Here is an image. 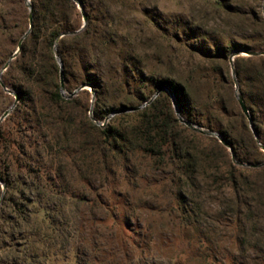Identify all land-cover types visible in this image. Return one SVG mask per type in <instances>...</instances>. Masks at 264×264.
<instances>
[{
    "label": "trees",
    "instance_id": "1",
    "mask_svg": "<svg viewBox=\"0 0 264 264\" xmlns=\"http://www.w3.org/2000/svg\"><path fill=\"white\" fill-rule=\"evenodd\" d=\"M78 1L86 16L82 29V12L74 0H30L32 29L9 63L7 74L0 76L9 90L19 94L18 103L5 118L9 127L0 125V181L5 185L2 191L0 183V202L13 209L9 216V253L26 256L29 244L24 229L31 217L33 227L28 231L37 237V243L54 247L56 222L50 220L45 208L31 209L37 204H60L61 198L77 197V181L91 184L93 177L103 178L107 184L114 183L115 177L133 183L149 168L166 169L175 204H202L204 195L212 191L218 204H263L264 158L258 155L263 153L260 145L264 146V55L239 56L233 61L239 78L237 92L246 104L258 140L235 97L228 57L234 49L228 55L208 53L202 64L187 66L183 80H156L157 90H171L183 119L197 125L204 121L205 127L213 128L230 145L234 162L230 150L218 138L180 122L166 90L136 109L150 96L139 92L143 82L134 87L138 92L133 93L120 72L129 65V72H136L137 62L132 57L128 63L121 59L117 32L108 22L97 26L88 11L89 0ZM8 5L10 16L11 9H24L29 24L24 0H0V8ZM2 16L0 13V28L4 29ZM252 20L264 25V16L259 13ZM106 48L114 50L117 58L110 66L115 72L112 80L93 73L98 67L93 62L94 51ZM56 53L62 64L63 90ZM71 81L77 88L90 85L94 96L89 89L71 96ZM112 87L118 95L125 92L127 97L109 104L107 94ZM205 112L222 116L225 124L210 122L203 116ZM111 113L115 115L103 126L98 124ZM96 202L100 203L98 194L89 204ZM45 217L50 222L41 232ZM109 219H115L111 212L101 221ZM40 256L47 264V255ZM37 257L35 253L27 259L34 261Z\"/></svg>",
    "mask_w": 264,
    "mask_h": 264
},
{
    "label": "rangeland",
    "instance_id": "2",
    "mask_svg": "<svg viewBox=\"0 0 264 264\" xmlns=\"http://www.w3.org/2000/svg\"><path fill=\"white\" fill-rule=\"evenodd\" d=\"M89 2L88 11L95 24L108 22L117 32L121 59L128 63L132 57L137 62L136 72H129V65L120 72L121 77L133 89L143 82L139 92L150 97L157 90L158 78L183 80L187 66L202 64L210 52L228 55L230 49H234L232 54L246 48L264 49V25L252 20L258 13L264 16V0ZM0 10L4 15V29L0 28L1 70L29 24L22 8L11 9L12 16L9 5ZM239 56L245 54L236 57ZM116 61L114 50L94 51L93 62L98 67L93 73L113 78L115 72L110 66ZM235 80L238 87L236 75ZM233 82L236 91L234 79ZM76 86L69 82L72 91ZM191 93L197 98L195 91ZM126 97L125 92L118 95L112 87L106 101L117 104ZM13 102L14 96L0 86V116ZM203 116L212 123L226 121L210 112ZM0 125L7 129L9 121L4 119ZM199 126L207 128L204 121ZM258 158H264V151ZM166 172L149 168L133 183L115 177L114 183L107 184L103 178L93 177L91 184L77 181V197L61 198L60 204H37L31 210L43 207L50 220L56 222V245L48 248L46 243H37V237L28 231L33 227L31 217L24 229L29 244L26 256L9 253V216L13 209L0 202V264H46L42 254L47 255V264H264V200L263 204H218L212 191L204 195L202 204H175ZM95 194L100 203L91 205ZM110 212L115 219L101 221ZM50 220L45 217L41 221V232H45ZM35 253L38 257L34 261L27 259Z\"/></svg>",
    "mask_w": 264,
    "mask_h": 264
},
{
    "label": "water",
    "instance_id": "3",
    "mask_svg": "<svg viewBox=\"0 0 264 264\" xmlns=\"http://www.w3.org/2000/svg\"><path fill=\"white\" fill-rule=\"evenodd\" d=\"M78 6V8L81 10L82 12V21H83V24L81 26L80 29H82L85 24H86V16L85 14L83 13V8H82V5L81 3L78 1V0H74ZM27 7L29 9V26H28V30L24 33V35L22 36V38L19 40L18 42V45H17V49L14 51V53L12 54V56L9 58V60L4 64V66L2 67V69L0 70V75L1 73L6 70L9 66V63L11 60H13L14 58L17 57V55L19 54L20 52V48H21V44H22V41L23 39L25 38V36H27V34L30 32V30L32 29V25H33V14H32V7H31V4L28 0V3H27ZM263 15H264V11H263ZM60 38V37H59ZM58 38V39H59ZM58 39L56 40V43L58 41ZM240 54H245V55H264V51L263 52H252V51H236L234 52L230 58H229V62H230V66H231V72H232V76H233V79L235 81V97H236V100L238 102V105L241 109V111L243 112V114L248 118V121H249V126L255 136V138L258 140L257 138V135L253 129V126H252V122H251V119H250V115H249V111L246 107V104L243 100V98L239 95V93L237 92V83H236V80H235V72H234V68H233V61H234V58ZM56 56V59L60 65V88L61 90L64 89V82H63V72H62V64H61V61L59 59V56L57 55V53L55 54ZM0 86L3 88L4 91L12 94L14 96V102L13 104L8 108L6 109L3 114L0 116V123L11 113V111L13 110V108L15 107V105L18 103V100H19V94L17 92H14V91H11L9 90L3 83V81L1 80V77H0ZM83 89H89L91 94L94 96V92L92 90V87L90 85H81L80 87H78L76 90H74L71 94V96L75 95L79 90H83ZM163 90H166L168 93H169V96L171 98V101H172V106L174 108V111H175V114L176 116L178 117V119L180 120L181 123L185 124L188 128L196 131V132H199L201 134H205V135H208V136H214L216 138L219 139V141L226 147H228V149L230 150L231 152V156H232V159L233 161L235 162V159H234V156H233V153H232V149L230 147V145L224 140L221 138V136L215 132L214 130L212 129H207V128H203L189 120H185L181 117V115L179 114V111L177 109V105H176V102L174 100V97H173V94L171 93V90L168 89L167 87H161L160 89H158L150 98L149 100H147L146 102H144L141 106L137 107L136 109H139V108H142L144 106H146L147 104H149L161 91ZM124 111V110H122ZM115 113H112L108 118H106V120L103 122V123H98L94 120V122L98 123L99 125L103 126L108 120L109 118L114 115ZM89 115L92 117V110L90 109L89 111ZM260 144V143H259ZM261 146V149L264 151V146L263 145H260ZM264 164V162H263ZM261 165V164H260ZM256 166H259V165H256ZM1 183V181H0ZM1 187H2V191L5 190V185L3 183H1Z\"/></svg>",
    "mask_w": 264,
    "mask_h": 264
}]
</instances>
